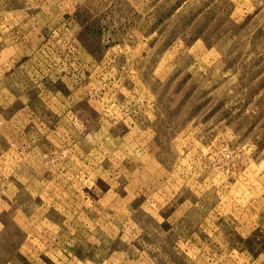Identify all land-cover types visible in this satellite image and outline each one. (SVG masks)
<instances>
[{"label":"rangeland","instance_id":"1","mask_svg":"<svg viewBox=\"0 0 264 264\" xmlns=\"http://www.w3.org/2000/svg\"><path fill=\"white\" fill-rule=\"evenodd\" d=\"M0 264H264V0H0Z\"/></svg>","mask_w":264,"mask_h":264}]
</instances>
